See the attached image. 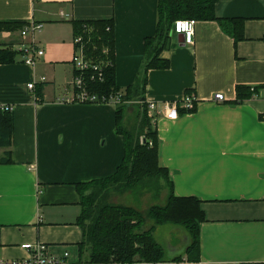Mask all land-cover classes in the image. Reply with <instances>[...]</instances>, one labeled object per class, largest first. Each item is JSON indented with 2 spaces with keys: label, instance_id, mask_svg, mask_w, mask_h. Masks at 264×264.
Listing matches in <instances>:
<instances>
[{
  "label": "crops",
  "instance_id": "crops-1",
  "mask_svg": "<svg viewBox=\"0 0 264 264\" xmlns=\"http://www.w3.org/2000/svg\"><path fill=\"white\" fill-rule=\"evenodd\" d=\"M157 5L158 0H0V22L43 24L35 39L44 50L28 64L21 48L31 39L22 36L24 27L0 32V48L16 52L14 62L0 64V102L14 106L13 131L0 143V264H31L26 243L45 244L56 257L68 252L69 261L80 264L84 234L77 223L76 184L113 175L124 143L116 132L117 104L61 101L74 92V23H113L116 83L125 91L142 71L145 39L156 33ZM216 15L243 18L244 40L236 42L217 20H200L194 43L172 33L164 53L169 68L148 72L145 99L156 104L148 115L160 164L175 195L200 199L206 218L199 260L166 264L264 263V0H221ZM238 86L249 87L252 96L238 102ZM188 92L198 97L196 109L169 119L166 103ZM217 92L226 102L213 100ZM169 229L156 235L175 247L176 254L168 253L176 256L189 239L171 244Z\"/></svg>",
  "mask_w": 264,
  "mask_h": 264
},
{
  "label": "trees",
  "instance_id": "trees-1",
  "mask_svg": "<svg viewBox=\"0 0 264 264\" xmlns=\"http://www.w3.org/2000/svg\"><path fill=\"white\" fill-rule=\"evenodd\" d=\"M219 1L158 0L156 33L145 39L146 57L142 71L125 91L120 90L116 83L113 23L104 20L74 23L75 35L83 33L86 37L85 52L88 57L104 64V79L92 82V91L106 98L117 93L123 95L122 102L117 104L116 114V132L122 135L124 143L122 163L109 177L76 184L81 196V214L77 223L84 234L83 242L79 244L80 264H166L184 259L192 262L199 260L200 230L206 220L201 200L175 195L168 169L159 161L158 135L148 115L145 94L148 72L151 69L165 70L170 66L164 53L176 20H217L236 42L244 40V19H219L216 15ZM23 27L24 24L19 22H0V32ZM10 49L0 48V64L14 62L16 52ZM105 49H108L107 53ZM237 93L238 102L252 96L249 87L238 86ZM140 97L144 102V117L134 128L126 127V103ZM183 111L181 109L180 113ZM1 121L5 127L0 133V143H3L13 131L12 114L2 115ZM127 193L133 198L128 205L110 201L114 194L123 197ZM145 193L150 194V201L140 205L141 196ZM161 228H170L165 235L171 244L180 243V237L189 239L183 253L169 255L165 242L156 235Z\"/></svg>",
  "mask_w": 264,
  "mask_h": 264
},
{
  "label": "built area",
  "instance_id": "built-area-1",
  "mask_svg": "<svg viewBox=\"0 0 264 264\" xmlns=\"http://www.w3.org/2000/svg\"><path fill=\"white\" fill-rule=\"evenodd\" d=\"M63 15V12H61ZM197 20L195 19H179L174 23L172 33L183 34L184 44L194 43L195 25ZM43 24L39 22H31L27 24L21 34L23 37L31 36V43L29 45H23L21 50L23 53L24 62L28 64H34L36 58L44 54V50L39 48L36 43V35L42 30ZM88 28L86 27V30ZM110 30V27H108ZM29 36V37H30ZM86 37L83 33L74 36V55L72 63L74 66L75 74L72 79V86L74 89L73 94L70 97L62 98V102L66 103H106L113 102L119 104L123 100V95L117 93L106 98V96H100L97 92L92 91L91 83L96 81H102L104 79L103 62H100L93 57H88L85 52ZM108 49H105V53ZM43 80L46 78L43 77ZM28 87L34 90L36 82H30ZM213 100L217 102H226V97L222 92H217L213 96ZM198 97L196 94L188 92L181 100L167 102L166 103V116L169 119L176 120L180 116V110L184 112H193L198 105ZM148 109L153 112L156 109L155 102H146ZM14 110V106L8 103L0 102V117L6 113H11ZM152 145V142H149ZM22 247L26 249L31 256V264H72L69 261V253L65 252L63 256L56 257L48 252V247L42 243H26Z\"/></svg>",
  "mask_w": 264,
  "mask_h": 264
},
{
  "label": "rangeland",
  "instance_id": "rangeland-1",
  "mask_svg": "<svg viewBox=\"0 0 264 264\" xmlns=\"http://www.w3.org/2000/svg\"><path fill=\"white\" fill-rule=\"evenodd\" d=\"M29 39H31V36ZM37 40H38V37H37ZM37 45L39 48L43 49L41 44L38 43ZM73 55H74V52H73ZM73 55H72L71 61L73 59ZM72 65H73V63H72ZM143 105H144V102L141 99V97L140 98H133V100H130L128 103H126L125 110H124L125 111L124 112V125L126 127L134 128V126H137L139 124V122H141L142 118L144 117L143 116V112H144L143 111ZM165 193H166V190L163 191V193L161 195V199L164 198ZM130 195L131 194L127 193V194L123 195V197H122V195L114 194L110 198V201L114 202V203H122V204L128 205L133 200V198ZM149 196H150V194H148V195H146V193L143 194V196H141V202H139V204L142 205L141 204L142 202L147 203L148 201H150L148 199ZM167 249H168V252L170 254H176L177 250L175 249V247L168 246ZM112 264H117V263H112Z\"/></svg>",
  "mask_w": 264,
  "mask_h": 264
},
{
  "label": "water",
  "instance_id": "water-1",
  "mask_svg": "<svg viewBox=\"0 0 264 264\" xmlns=\"http://www.w3.org/2000/svg\"><path fill=\"white\" fill-rule=\"evenodd\" d=\"M170 45H171V41L169 40L168 43H167V50L170 49Z\"/></svg>",
  "mask_w": 264,
  "mask_h": 264
}]
</instances>
